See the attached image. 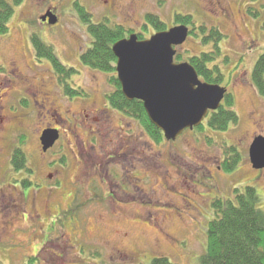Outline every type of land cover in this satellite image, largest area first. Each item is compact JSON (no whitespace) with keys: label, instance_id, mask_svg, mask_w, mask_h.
I'll use <instances>...</instances> for the list:
<instances>
[{"label":"rangeland","instance_id":"obj_1","mask_svg":"<svg viewBox=\"0 0 264 264\" xmlns=\"http://www.w3.org/2000/svg\"><path fill=\"white\" fill-rule=\"evenodd\" d=\"M8 1L15 10L9 32L0 35V177L29 193V200L22 195L23 209L28 214L24 217L20 212L10 222L9 232L0 235V264H27L30 257H37L30 264H151L158 256H166L179 264H200L206 249L208 225L215 217L212 201L216 197L228 199L233 197L234 188L254 186L259 195V207L264 210V169L258 172L249 157L254 138L264 135V98L252 81L254 65L264 53V0H220L229 8V16L211 5V0H136L134 14L109 20L111 25H125L146 37L155 32L146 19L149 13L158 15L168 27L175 25L176 14H190L197 26L196 33L202 24L208 29L219 28L224 37L220 42L221 55L215 63L224 74L221 83L232 96L238 123L226 131L208 126L204 131L187 130L176 141L155 144L139 122L113 109L109 112L111 122L121 132L120 137L114 131L104 133L92 121L74 123L70 119L63 128L68 130L71 144L67 145L64 137L65 146L60 141L47 156L42 154L38 140L47 110L43 102L37 103L35 99L42 101L44 93L59 99L66 95L62 88V93L56 89L51 62L37 58L31 37L38 35L55 49L65 65L82 70L72 83L74 81L87 95L91 94L89 100L102 105L103 96L115 90L111 77L117 73L98 71L82 64L81 53L91 46L92 37L75 2L92 11V21L97 23L104 21L103 1L21 0L18 4L15 0ZM48 6L56 7L61 17L59 24L40 20V14ZM212 45H204L201 34L189 35L179 52L187 57L213 50ZM12 60L18 64L15 74L10 70ZM37 90L40 92L36 96ZM23 95L32 98L29 106ZM63 101L70 103L75 112L85 104L81 99ZM62 111V116L67 118L69 113ZM54 117L49 113L46 119L52 123L60 121ZM20 136L27 137L22 146L34 175L13 170L10 164L11 147L14 145L15 149ZM243 137L247 138L240 144ZM127 140L140 146H135V151L128 155L110 159L117 143ZM233 143L238 145L241 155L238 166L230 173H217L214 182L207 181L203 177L207 171L201 157L221 158L223 146ZM56 157L65 158L64 163L59 162L60 167L55 165L53 169L45 165L46 158ZM115 165L121 175L119 178L116 170L111 169ZM95 167L102 171L97 174L100 177L110 168L112 178H117L115 182L125 193L116 194L113 190L118 187L104 176L108 179L105 186L114 185L107 193L109 190L105 191L103 183L93 176ZM55 168L60 170L62 185L50 189L51 197L45 188L34 191L39 180L40 183L51 181L50 185L56 181L50 176L56 177ZM210 168L215 171L213 166ZM89 175L85 185L76 186L73 182L85 180ZM29 177L33 184L22 185ZM7 184L5 186L9 187ZM75 189L87 193L72 203ZM112 197L122 207L121 216L117 214L120 206L113 208ZM87 200L90 203L82 207L76 204ZM1 208L3 206H0V217L2 212L7 214ZM164 213L172 217L166 223L160 220ZM15 215L11 210L9 216ZM116 246L123 254L130 255L118 256L114 253Z\"/></svg>","mask_w":264,"mask_h":264},{"label":"trees","instance_id":"obj_2","mask_svg":"<svg viewBox=\"0 0 264 264\" xmlns=\"http://www.w3.org/2000/svg\"><path fill=\"white\" fill-rule=\"evenodd\" d=\"M20 1L15 0L14 2L18 4ZM14 10V5L8 0H0V35L9 32V23ZM79 13L87 23L88 33L92 37L91 46L81 53L82 64L98 71L115 73L117 58L112 49L113 44L132 33V30L116 23L111 25L109 20L93 23L92 17L84 9H81ZM146 19L155 31L167 28V24L156 14L149 13ZM175 20V24L192 26L190 35L199 36L201 34L204 45L213 43V50H205L187 57L178 52L175 60L189 61L203 81L221 84L224 74L220 66L215 63L222 52L220 42L224 36L220 29L217 27L208 29L206 25L202 24L198 28L199 33H196L197 26L190 14H176ZM146 28H148L147 25ZM138 35L140 38L145 37L141 33ZM31 39L37 57L39 59L46 58L51 62L59 83L64 85L65 93L74 95L85 93L82 88H71L69 85L68 81L71 79V75H75L77 70L65 65L56 54L55 49L38 35L33 34ZM1 69L2 66H0ZM252 81L264 98V53L254 65ZM111 83L115 90L108 95V99L113 107L129 118L137 120L157 143L164 142L163 132L150 121L144 103L138 99L128 100L123 95L117 75L111 77ZM238 121L239 115L233 108L232 96L228 94L223 105L211 113L207 126L216 131H226ZM205 128L206 125L202 124L196 130L204 131ZM26 138H19L13 151L11 166L13 170H23L30 174L34 170L29 165L27 153L22 146L26 143ZM223 148L226 157L224 169L231 172L238 166L241 155L234 145L226 144ZM29 184L30 181H27L26 186ZM212 205L215 217L208 225L206 249L200 257V264H264V210L259 207V195L256 188L254 186L236 187L233 189V197L228 199L216 197L212 201ZM35 258L37 257H30L27 264H30ZM151 264L179 263L166 256H158L152 259Z\"/></svg>","mask_w":264,"mask_h":264},{"label":"water","instance_id":"obj_3","mask_svg":"<svg viewBox=\"0 0 264 264\" xmlns=\"http://www.w3.org/2000/svg\"><path fill=\"white\" fill-rule=\"evenodd\" d=\"M47 19L51 24L58 21L52 15L43 17ZM189 34V27L180 24L149 38L131 34L112 47L123 95L128 100H141L150 121L172 141L186 129L200 126L210 111L222 106L227 93L226 87L218 83L202 81L190 62L175 61L177 47L186 42ZM58 139V130H45L41 136L44 151ZM249 156L255 169H264V135L254 138Z\"/></svg>","mask_w":264,"mask_h":264},{"label":"flooded vegetation","instance_id":"obj_4","mask_svg":"<svg viewBox=\"0 0 264 264\" xmlns=\"http://www.w3.org/2000/svg\"><path fill=\"white\" fill-rule=\"evenodd\" d=\"M101 1H103L102 5L104 7V12H103V15H102L104 20L113 21L114 19H112V18H114L115 16L129 17L132 14H134L135 6H136V0H128L127 2H124L125 0H101ZM93 2H94V0L91 1V3H93ZM210 4L215 6L219 10H221V12H223L227 16L230 15L229 8H227L220 0H211ZM75 6H77V10L79 12H80L81 9H84L85 12L89 13V15L91 17H93L92 11H89V9L86 6L82 5L79 1L75 2ZM46 15H52L53 17H56L57 20H58L56 24H59L61 22V17L59 15V13L57 12L55 6L46 7L42 11V13L40 14V20L42 21L43 17L46 16ZM80 17H81L82 21H84V19L82 18L81 14H80ZM109 17H111V18H109ZM91 20H92V18H91ZM53 25H55V24H53ZM128 29L132 30V33H134L132 28L128 27ZM34 50H35V48H34ZM11 65H12V67H11ZM73 68H75V67H73ZM75 69L77 70V73L75 75H71V79H69V81H68L71 88H78L77 86L74 85L75 84L74 81L72 83L71 80H73V78L75 76H78L79 74H81L83 72L79 68H75ZM10 70L13 71L14 74H15V72L18 71V64H17L16 60H12L10 62ZM54 80L56 82L55 83V85L57 87L56 89L60 93H62L61 90H60V88H62V90L64 91L63 92V94H64L65 93L64 85L59 83V80L57 78V73H55ZM37 92L38 93H35L36 96H37V94H39L40 91L37 90ZM54 93H56V90L54 91ZM65 95H66V97L63 96V99H66L68 102H69V100H73L74 101L76 99H81V101L85 102V104H83V106L80 105L81 106L80 110L75 112L74 110H72V108H71L72 106H69L70 103L66 104V103H64L62 98L61 99L55 98L53 95H51L49 93L42 94V101H39L38 99H35L37 103L43 102L44 109L47 110V112H46L47 115L44 116L45 117V124L41 128V131H40V133L38 135L39 142L41 143V136H42V133L45 130H47V129H56V130L59 131V139L56 141V143L54 144L53 147L49 148L47 151H44L43 146L41 144L42 154L47 156V154L50 151H52L54 149V147L57 145V143H59L60 141L62 142V146H65L64 139H63L64 137H65V140L67 139L66 140V142H67L66 144L67 145L71 144L69 142L70 140L68 138V130H66V128H63L64 123L66 121H70V119L74 123H77V122L80 123V121L84 120V121H87L85 123L88 124V121H92L94 124H97L98 126H100L98 129L104 131V133H106L107 131H109V132H113L114 131V132H116V136L120 137L121 132L118 131V129L115 126H113V124L111 122V117H110V113L109 112H110V110L114 109V110H117L121 115H124V113L121 112L120 110L116 109L115 107H113V105L110 103V101L108 99V95L109 94H106V95L103 96L102 105H99L96 101L89 100V97H90L91 94L87 95L86 92L82 93V95H74V94H71V93H65ZM23 96H24V98H26V100H24V102H27V106H29L30 105L29 102L33 101L32 98L28 97L26 95H23ZM10 106L11 105H9V107ZM63 109L69 113V115H67L68 116L67 118H64L62 116L63 113H64V111H62ZM10 111H11V109H10ZM49 113H51L53 116H55L54 118H58L61 121V123H60V121H56L55 123H52V122L48 121L46 119V116H48ZM102 120H103V122H102ZM75 126H77V125H75ZM96 136L99 137L98 135H95V137ZM246 138L245 137L240 138V142H241L240 144H243V142L246 140ZM151 140H152V142L157 144V142L155 140H153L152 138H151ZM233 145L238 149V145L237 144L233 143ZM13 146L14 145H12L11 149L13 148V151H14V147ZM135 146L139 147L140 143L132 142V140L118 142L117 146L115 148L116 151L114 152V154H112L113 157H109V158L110 159L114 158V160H116V158L118 156L128 155L131 152L135 151ZM13 151L10 154V159H9L10 164H11V158L13 156ZM64 156H66V155H64ZM63 157H62V160H59L58 157L51 158V159L46 158L45 165L50 167V168H53V169H54L55 165L60 167L61 165H59V162L61 161V163H62V162H64L63 160L65 159V158L63 159ZM225 158L226 157H225L224 153L221 156V158H218L217 156H209V157L203 159L201 157V161L203 162L202 164L204 165V168L207 171V173L204 171L203 177H205L207 181L214 182L217 179V177H216L217 173H220L222 171L226 172V170L224 169V163H225L224 160H225ZM212 166L214 167L215 171L210 168ZM95 168L97 170H95ZM95 168H94L95 175H93L95 177V179H98L100 182L103 183V185L108 182V179L112 183L113 182L115 183V186L114 185H107V186L104 185L103 186L104 187L103 189L105 191L109 190V191H107V193H109L110 190L113 189V186L116 187V188L118 187L117 190H113L116 194L125 193V191L121 188V186L117 182H115L117 180V178L115 177L116 180H114L112 178L111 174H110L111 169H112V170H116V175H118V178L121 176L120 173L117 170V166L116 165H115V167H113L111 169L108 168L106 170V174L104 176L108 177L107 180L104 178V176H102V177L98 176L99 175L98 173H102V171L100 170V168H97V167H95ZM55 169H56V174H57L56 177H54V175L53 176L50 175V176H51V180L56 179V181L55 182L53 181V184L50 185L51 181L50 182L45 181V182L40 183V180H39L38 181L39 184H37V189H35L34 191H39V190H42V189L45 188L46 191H47V195L48 196L50 195V197H51V190L50 189H52L53 186L62 185V182H63V179H62L61 174H60V170L57 169V168H55ZM262 171H263V169L258 170V172H262ZM228 173H230V172H228ZM33 175H34V171H33ZM90 177H91V175L86 177V179L84 177L85 180L78 181L76 179L73 182L76 183V186H80L81 184L85 185V182ZM211 179H212V181H210ZM27 181H30L29 185L33 184L32 179L29 177V179L22 181V185L26 186V182ZM5 184H7L5 178L4 177H0V206H3V208H1V209L5 210V213H7L5 215L4 212H2V217H0V219L2 220V223L0 224V235L1 236L5 235V234H7V232H9L10 222L13 221L16 218V216L18 217L20 212L24 213V217H26L25 214H28V212L23 209V204L22 203H23L24 197L22 195L24 194L25 197H26V200H29V193L26 194L25 191H23L20 187H17L15 185L7 184V185H10L9 187H7V186H5ZM10 187H13L14 190L12 188H10ZM100 189H102V188H100ZM84 191L79 193V190L75 189V194H74V197L72 199V203H75L76 201H78V200H76V198H80L81 196L82 197L86 196L87 192H86V190H84ZM13 192H16L17 194H15ZM102 198H106V197H102ZM108 199L109 198H107L106 200H103V201H107ZM111 199H113V197ZM82 200L83 199L81 198V201ZM99 200H102V199H99ZM87 201L88 202H77L76 204L77 205H81V207H82L86 203L87 204L90 203L89 200H87ZM113 201H114V206H115L113 208L118 209V207L120 206V208H119L120 210H119V212L117 214H120V216H121V212H122L121 205H119V202H117L116 199H113ZM96 202H97V200H96ZM45 209L47 211L49 210L48 201L45 202ZM11 210L15 211V214H16L13 217L9 216L11 214ZM7 215H8V218H7ZM160 218H161L160 220H162L161 222H165L166 223L167 221H170L172 217L169 214L164 213V214H162V216H160ZM115 248L116 249H115L114 253L117 254L118 256L124 257V256H129L130 255V254H123L122 249H120L118 246H116Z\"/></svg>","mask_w":264,"mask_h":264},{"label":"bare ground","instance_id":"obj_5","mask_svg":"<svg viewBox=\"0 0 264 264\" xmlns=\"http://www.w3.org/2000/svg\"><path fill=\"white\" fill-rule=\"evenodd\" d=\"M1 120H2V121H4V119H3V118H1Z\"/></svg>","mask_w":264,"mask_h":264}]
</instances>
